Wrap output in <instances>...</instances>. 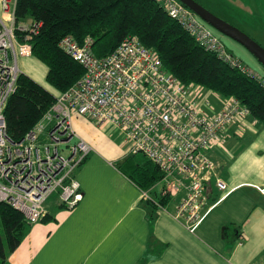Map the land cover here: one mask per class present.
Returning <instances> with one entry per match:
<instances>
[{"label": "built area", "instance_id": "obj_1", "mask_svg": "<svg viewBox=\"0 0 264 264\" xmlns=\"http://www.w3.org/2000/svg\"><path fill=\"white\" fill-rule=\"evenodd\" d=\"M17 1L0 0V204L10 205L36 224L47 215L46 203L53 194L59 193L61 204L69 209L81 201L75 172L93 150L83 140L73 142L72 120L82 115L98 126L119 130L130 155H144L159 167L162 199L185 192L175 217L195 233L216 206L209 205L208 185L213 177L217 188L224 195L229 193L228 186L217 179L208 152L221 144L228 127L250 117L248 109L228 98L220 111L209 113L211 104L201 93L204 89L183 86L137 37L125 38L105 58L93 55L91 39L81 46L66 37L60 47L84 67L85 75L69 92L56 93L53 108L21 142L14 143L7 134L5 110L23 74L20 60L32 56L27 39L20 42L15 34ZM154 1L203 48L243 68L213 29L179 0ZM38 27L20 30L33 33ZM53 123L47 135L50 143L41 149L40 138ZM256 188L264 196V186ZM143 198H149L148 191H143Z\"/></svg>", "mask_w": 264, "mask_h": 264}, {"label": "crops", "instance_id": "obj_2", "mask_svg": "<svg viewBox=\"0 0 264 264\" xmlns=\"http://www.w3.org/2000/svg\"><path fill=\"white\" fill-rule=\"evenodd\" d=\"M20 68L57 93L47 83L48 68L36 58L21 59ZM209 93L215 100L209 99L208 112L216 114L227 99ZM260 125L251 117L234 122L222 133L221 144L208 152L229 193L224 195L213 177L209 205L216 206L191 233L175 217L185 192L159 207L160 182L143 190L122 170L133 156L123 134L75 115L73 142L83 140L93 148L75 172L83 197L69 209L62 207L59 193L53 194L46 203L47 221L32 226L8 255V264H264V196L256 188L264 186ZM53 126H47L46 136ZM111 127L114 141L105 134Z\"/></svg>", "mask_w": 264, "mask_h": 264}, {"label": "trees", "instance_id": "obj_3", "mask_svg": "<svg viewBox=\"0 0 264 264\" xmlns=\"http://www.w3.org/2000/svg\"><path fill=\"white\" fill-rule=\"evenodd\" d=\"M29 26L39 27L33 33L20 30ZM15 32L20 42L27 39L32 56L48 68L47 83L59 94L69 92L85 75L84 67L60 47L64 38L71 37L81 46L91 39L93 55L105 58L134 36L183 86L235 98L264 126V80L244 64L233 67L203 48L154 0H18ZM56 102L55 94L21 74L5 110L11 141L21 142ZM145 158L133 155L122 167L143 190L163 178L159 167ZM47 218L48 214L41 221ZM33 225L10 205L0 204V264H8V255L20 247Z\"/></svg>", "mask_w": 264, "mask_h": 264}, {"label": "rangeland", "instance_id": "obj_4", "mask_svg": "<svg viewBox=\"0 0 264 264\" xmlns=\"http://www.w3.org/2000/svg\"><path fill=\"white\" fill-rule=\"evenodd\" d=\"M218 18L234 26L247 34L264 48V0H195ZM217 37L225 44L227 49L235 58L252 70L258 77L264 80V66L245 47L234 40L220 34L213 29ZM203 97L215 100V97L208 91H202ZM264 127L263 125H260ZM49 128L47 129V131ZM105 131L112 139V127ZM114 141V139H113ZM50 141L46 132L39 141L41 149L49 145ZM63 150V148H61ZM63 155L68 156L69 154ZM142 155L139 156L141 158Z\"/></svg>", "mask_w": 264, "mask_h": 264}, {"label": "water", "instance_id": "obj_5", "mask_svg": "<svg viewBox=\"0 0 264 264\" xmlns=\"http://www.w3.org/2000/svg\"><path fill=\"white\" fill-rule=\"evenodd\" d=\"M185 7L193 11L206 24L220 34L234 40L245 47L264 66V48L244 32L228 24L195 0H179Z\"/></svg>", "mask_w": 264, "mask_h": 264}, {"label": "bare ground", "instance_id": "obj_6", "mask_svg": "<svg viewBox=\"0 0 264 264\" xmlns=\"http://www.w3.org/2000/svg\"><path fill=\"white\" fill-rule=\"evenodd\" d=\"M254 74V73H253ZM146 159V158H145Z\"/></svg>", "mask_w": 264, "mask_h": 264}]
</instances>
